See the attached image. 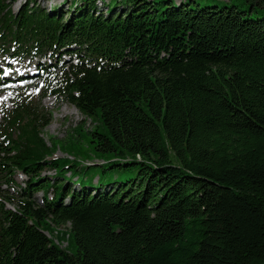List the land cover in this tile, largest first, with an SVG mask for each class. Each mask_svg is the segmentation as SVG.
Returning <instances> with one entry per match:
<instances>
[{
	"label": "trees",
	"instance_id": "obj_1",
	"mask_svg": "<svg viewBox=\"0 0 264 264\" xmlns=\"http://www.w3.org/2000/svg\"><path fill=\"white\" fill-rule=\"evenodd\" d=\"M99 1L0 0L4 55L37 71L17 82L91 118L103 161L54 157L50 112L0 64V264H264V0Z\"/></svg>",
	"mask_w": 264,
	"mask_h": 264
},
{
	"label": "rangeland",
	"instance_id": "obj_2",
	"mask_svg": "<svg viewBox=\"0 0 264 264\" xmlns=\"http://www.w3.org/2000/svg\"><path fill=\"white\" fill-rule=\"evenodd\" d=\"M28 0H10L11 2V7L13 10L16 12L19 10L20 7L23 6L25 2ZM83 0H36L37 4L41 6H47L50 8V6L54 5H61L64 9V11L71 9L72 3L73 2H82ZM118 0H103L99 1V5L103 6V9L99 10H105V6L108 4V2L111 3V6L117 4ZM132 0H122L119 1L120 6H127L128 4H131ZM158 2V4L161 7H166V4L164 1L166 0H155ZM176 2H181L183 0H174ZM253 0H220V3H227V4H237L239 5L242 9H251L252 8V3ZM259 7L258 5H254V7ZM8 55H4V51H2L1 46H0V64L1 67L5 71H8L10 75L14 76L17 74H22V73H31L33 71H36L35 69V64L31 62L29 59H19V58H14L9 60ZM64 61L65 62H70L73 57H71L68 54L63 55ZM7 60H9V65H7ZM34 73V72H33ZM40 81H28V82H16L9 84V90L13 88H28V92L30 95L33 96L34 100L41 105L42 107L48 109V112H50L49 120L50 124L43 129V137L45 140L48 142L49 145H51V141L54 140L59 141L57 143L61 144L62 147H58L54 149L53 156L54 157H62L63 160L64 158H67L69 163H72V159H75L78 161L80 166H84V164H87L89 161L90 162H103L101 158L98 157H93L90 158L89 153L90 149L87 147V140L82 138L80 136V131L77 129L79 127H83L84 131L90 130L94 128L95 122L91 118L85 117L82 115V113L76 108V106L69 104L61 99H57L52 96H45L43 97L41 95V90L42 87L39 84ZM9 91H4L0 95V104L2 103H10L9 100ZM76 111L78 114H76ZM0 117H2V113L0 112ZM53 173V172H51ZM81 178H84V176L91 177L93 175H103V168L101 166H93L90 167L89 169H85L82 172L76 173ZM107 176H113L115 179L123 180L126 178L123 173H120L119 171L116 170H109L106 173ZM20 178L22 175H19ZM78 176V177H79ZM67 179L72 178L68 174L65 175ZM74 180L76 179L73 178ZM38 198L43 197V192L37 193ZM66 228H63L62 231L60 232H66ZM53 236H56L53 235ZM63 240L60 242V245L62 247H68L69 251H75L74 244L69 245V238L68 235H64ZM56 240V239H55ZM57 241V240H56ZM58 242V241H57Z\"/></svg>",
	"mask_w": 264,
	"mask_h": 264
},
{
	"label": "bare ground",
	"instance_id": "obj_3",
	"mask_svg": "<svg viewBox=\"0 0 264 264\" xmlns=\"http://www.w3.org/2000/svg\"><path fill=\"white\" fill-rule=\"evenodd\" d=\"M76 114H78V112L76 111Z\"/></svg>",
	"mask_w": 264,
	"mask_h": 264
}]
</instances>
